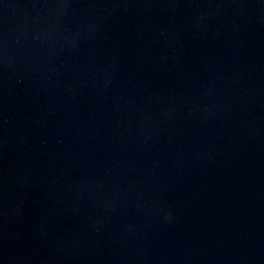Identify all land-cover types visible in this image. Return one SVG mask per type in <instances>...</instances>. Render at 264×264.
<instances>
[{
  "label": "water",
  "instance_id": "95a60500",
  "mask_svg": "<svg viewBox=\"0 0 264 264\" xmlns=\"http://www.w3.org/2000/svg\"><path fill=\"white\" fill-rule=\"evenodd\" d=\"M0 264H264V0H0Z\"/></svg>",
  "mask_w": 264,
  "mask_h": 264
}]
</instances>
